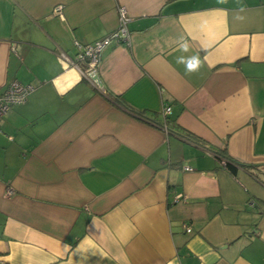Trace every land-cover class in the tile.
I'll list each match as a JSON object with an SVG mask.
<instances>
[{
	"label": "crops",
	"instance_id": "0c3cea01",
	"mask_svg": "<svg viewBox=\"0 0 264 264\" xmlns=\"http://www.w3.org/2000/svg\"><path fill=\"white\" fill-rule=\"evenodd\" d=\"M120 7L129 45L98 86L57 55ZM14 81L33 92L0 122V262L264 264V0H0V93Z\"/></svg>",
	"mask_w": 264,
	"mask_h": 264
},
{
	"label": "built area",
	"instance_id": "2783aa9c",
	"mask_svg": "<svg viewBox=\"0 0 264 264\" xmlns=\"http://www.w3.org/2000/svg\"><path fill=\"white\" fill-rule=\"evenodd\" d=\"M62 9L63 7L61 5L55 6L52 10V14L63 19ZM118 13L119 25L111 35L90 45L82 47L79 46L78 53L73 58H69L64 53H58L57 57L59 61L66 67H74L80 70L86 80L92 84L95 83L92 81V77L96 75L100 55L103 50L110 45H129V32L127 28L129 18L127 16V12L123 7H120ZM32 92L33 87L30 85H22L17 81L10 83L4 91L0 93V122L10 112L12 107L23 104L26 101L27 96ZM161 114L163 117V123L162 125H158V127H160L164 133L167 134L169 131L165 122L171 114V109L169 107H163ZM222 164L224 165L225 162L222 161ZM184 170L191 171L189 167H184ZM6 193L7 195H12L13 191L9 189ZM184 229L187 233L191 232V228L187 225H184ZM0 264L7 263L2 261Z\"/></svg>",
	"mask_w": 264,
	"mask_h": 264
},
{
	"label": "clouds",
	"instance_id": "9594fccd",
	"mask_svg": "<svg viewBox=\"0 0 264 264\" xmlns=\"http://www.w3.org/2000/svg\"><path fill=\"white\" fill-rule=\"evenodd\" d=\"M219 3H227V0H218ZM243 6L237 11L236 15L234 16L235 20H243V16L240 15V12H243ZM179 50L183 53H187L190 50V45L184 37L179 38ZM176 62L180 65H183L184 71L186 75H191L196 72H199L202 68V60L199 54H193L190 56H179L176 58Z\"/></svg>",
	"mask_w": 264,
	"mask_h": 264
},
{
	"label": "trees",
	"instance_id": "16d2710c",
	"mask_svg": "<svg viewBox=\"0 0 264 264\" xmlns=\"http://www.w3.org/2000/svg\"><path fill=\"white\" fill-rule=\"evenodd\" d=\"M165 123H166V126H168V128L171 131H174L173 128H171V124L169 122L166 121ZM186 138L192 142H195V143L198 142L195 139H193L192 137H190V135H188ZM215 154H216V156L220 157L225 162V164H224L225 169H227L232 174L235 173L237 168L248 169V170L254 168L253 166L244 165V164L238 163V162L230 159L224 150L215 152Z\"/></svg>",
	"mask_w": 264,
	"mask_h": 264
},
{
	"label": "water",
	"instance_id": "95a60500",
	"mask_svg": "<svg viewBox=\"0 0 264 264\" xmlns=\"http://www.w3.org/2000/svg\"><path fill=\"white\" fill-rule=\"evenodd\" d=\"M92 81H94L96 83V85L101 86V83H100L97 75H95L94 77H92Z\"/></svg>",
	"mask_w": 264,
	"mask_h": 264
}]
</instances>
